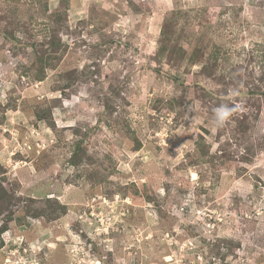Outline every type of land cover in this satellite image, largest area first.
Instances as JSON below:
<instances>
[{"label":"rangeland","instance_id":"374dc122","mask_svg":"<svg viewBox=\"0 0 264 264\" xmlns=\"http://www.w3.org/2000/svg\"><path fill=\"white\" fill-rule=\"evenodd\" d=\"M251 90L264 0H0V264H264Z\"/></svg>","mask_w":264,"mask_h":264},{"label":"clouds","instance_id":"9594fccd","mask_svg":"<svg viewBox=\"0 0 264 264\" xmlns=\"http://www.w3.org/2000/svg\"><path fill=\"white\" fill-rule=\"evenodd\" d=\"M235 111V108L229 107L227 104H221L220 106L214 108L215 126L223 127Z\"/></svg>","mask_w":264,"mask_h":264},{"label":"trees","instance_id":"16d2710c","mask_svg":"<svg viewBox=\"0 0 264 264\" xmlns=\"http://www.w3.org/2000/svg\"><path fill=\"white\" fill-rule=\"evenodd\" d=\"M162 36H165V33L163 32V34H162ZM240 81V80H239ZM257 92L259 91V88L257 87V90H256ZM251 94L252 95H259V96H263L264 95V92H261V93H257V92H255V90H251ZM74 155H76V152H75V154ZM1 229V228H0ZM2 232H4V230H0V237H1V234H2ZM2 245V244H1ZM0 245V248L2 247Z\"/></svg>","mask_w":264,"mask_h":264}]
</instances>
